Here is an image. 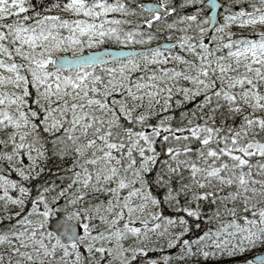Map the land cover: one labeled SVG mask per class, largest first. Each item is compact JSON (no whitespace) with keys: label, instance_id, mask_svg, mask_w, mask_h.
I'll return each instance as SVG.
<instances>
[{"label":"snow or ice","instance_id":"obj_1","mask_svg":"<svg viewBox=\"0 0 264 264\" xmlns=\"http://www.w3.org/2000/svg\"><path fill=\"white\" fill-rule=\"evenodd\" d=\"M0 264H264V0H0Z\"/></svg>","mask_w":264,"mask_h":264}]
</instances>
